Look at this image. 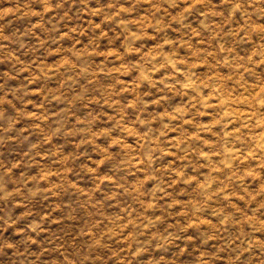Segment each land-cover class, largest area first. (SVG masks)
<instances>
[{"label": "clouds", "instance_id": "9594fccd", "mask_svg": "<svg viewBox=\"0 0 264 264\" xmlns=\"http://www.w3.org/2000/svg\"><path fill=\"white\" fill-rule=\"evenodd\" d=\"M82 2L85 7L81 11L91 13L85 0ZM210 2L207 0V3ZM135 3L136 0L128 3L108 0L105 4H97L96 14L105 17L102 23H116L120 17L135 11ZM203 3L204 0H154L149 14L154 18L159 17L166 24L171 20L179 23L190 9ZM15 14L38 17L32 27H39L46 34L39 40L36 49H33L35 54L32 59L27 62L21 60L16 51L9 50L2 57L9 62L10 74L20 70L29 72L15 88L4 86L11 75H5L0 80V95L3 96L0 102L11 104L14 99L21 102L19 107L13 105L15 114L6 117L4 130L13 128L17 120H25L27 104L32 105V111L37 115L33 120H28L32 122L26 125L47 121L51 127L45 130L37 125L42 130L40 141L30 145L15 165L9 162L0 166V199L5 200L10 209L24 207V214L28 215L31 212L27 208V201L31 196L44 193L47 199L53 193L57 196L72 193L71 201L63 207L67 213L79 216L81 220L78 228L72 226L60 234L42 236L43 217L50 216L52 212V208H48L42 212L40 220L24 229L13 228L16 239H0V264H139V257L150 248H163L173 240L180 239L181 235L185 239L194 240L192 231L197 230L205 234V240L217 237L218 246L198 247L192 264H264V219H261L264 217V175L257 180L261 184L259 189H253L251 194L245 193L252 207L245 206L242 212L229 209L236 211L233 221L241 215L246 217L240 220L238 227L226 230L217 216L214 226L201 228L199 216L207 215L204 207L194 209L191 203L182 201L177 205L176 201L181 187L186 189L187 195L197 200L203 199V189L194 190L192 183H183L188 174L185 169L199 176V151L203 145L197 143V137L189 138L187 135L181 141L183 147L174 141L170 142L167 138L168 128L176 126L177 122L169 120L165 127L164 120L156 113H146L142 105L152 101L143 100L144 93L140 91L142 87H135L136 82L157 87L162 94L157 100H164L168 93L174 91L179 94L180 84L185 80L184 74L189 73L192 79L190 94L194 95L200 77L197 75L198 69L189 67L191 52L183 57L184 63H180L176 57L171 58V63L156 60V63H162L163 71L170 74L157 80L152 76V59L144 58L139 48L131 49L139 53V64L125 63L123 58L128 51H121L120 48L111 56L105 55L102 60L88 55L86 51L76 55L78 48H97L98 43L81 40L80 37L86 32L82 30L81 22L69 26L68 21L72 19L63 8L61 0H39V7L35 8L21 5ZM224 17L228 26L224 27L223 23L220 25L222 35L216 42H205L212 49L206 54L210 57L206 66L208 72H214L220 65L217 57L222 53L230 54L229 71L237 78V87L243 88L239 94L247 93V99L241 107L247 106L251 113L243 117L246 123L237 121L244 131L237 129L236 136L242 143L256 149L257 145L253 141L264 137V43L257 42L246 52L242 50L243 56L239 55L237 47L251 43L254 36L264 39V0H225ZM120 26L119 37L117 34L109 36V30L95 29L92 25H89L87 32L95 33L97 40L101 36L110 40L119 39L121 33L129 42L135 39L128 32L126 23ZM204 28H208V25H204ZM190 31L188 29L184 33L189 39ZM65 38L72 41L71 47H60L57 43ZM185 46L192 48L187 41ZM0 48L6 46L0 45ZM50 53L57 59L53 61L52 69L48 70L47 64L42 61L47 60ZM63 57L67 59L61 64L59 59ZM236 65L240 66V71L233 70ZM38 66L43 71H38L34 78L31 73ZM141 70L146 75L136 76ZM122 73L135 78L133 85L125 92L121 91L124 85L118 80ZM105 76L113 79L101 90L98 84ZM48 80L55 82L46 86L44 82ZM247 80L254 83L248 87L239 83H247ZM29 84L39 88V93L33 95V88ZM126 93L128 96L124 102L120 97ZM34 96L39 97V102L32 99ZM199 102V96H195L189 103L187 115L190 118L198 115ZM83 104H95L98 109L82 115L77 108ZM105 106L109 111H104ZM129 110L134 115L129 116ZM173 111L177 121L182 122L184 113ZM97 121H103L99 128L96 127ZM195 123L192 120V124ZM249 133L251 139L248 138ZM60 135L71 140V151L65 152L61 146L56 145L55 140ZM130 140L135 142L129 143ZM261 144L264 145V139H261ZM165 150H176L174 154L177 159L182 156L183 161L179 164L174 160L159 163L165 156ZM89 151L96 153L90 162L82 159L88 156ZM114 156L118 157L117 163L133 175L131 182H119L112 176L100 173L99 169L105 161ZM37 158H41L42 166L39 165L35 175L25 172L18 174L23 166L37 163ZM177 172L180 174L177 175ZM81 174L92 180L83 189L78 181ZM45 185L47 192L44 191ZM150 185L153 186L151 189ZM148 200L152 201L151 207L145 205ZM112 205H115L111 208L114 211L110 212L107 209ZM178 207L184 208L182 214H177ZM117 216L120 218L117 219ZM189 221L192 223L189 224ZM16 222L10 211L0 216V233L6 232ZM65 223L71 225L67 219ZM186 250L187 245L179 246L180 255ZM152 264L175 262L160 257Z\"/></svg>", "mask_w": 264, "mask_h": 264}, {"label": "rangeland", "instance_id": "374dc122", "mask_svg": "<svg viewBox=\"0 0 264 264\" xmlns=\"http://www.w3.org/2000/svg\"><path fill=\"white\" fill-rule=\"evenodd\" d=\"M61 2L63 8L68 11V15L72 19L68 21L69 26L73 23L81 22V28L86 32L80 37L81 40H91L93 43H98L97 48H78L76 55H81L86 51L88 55H94L97 59L102 60L105 55L111 56L113 53L118 52L117 48H120L121 51H128L123 58L125 63L139 64V53L131 51L133 47L139 48L143 52L144 58L152 59V76L160 80L170 74L164 72L162 63L158 64L155 62L156 60L162 59V61L167 60L171 63V58L176 57L180 63H184L183 57L189 51L191 52L189 67L193 70L198 69L197 75L200 77L199 87L196 88L194 95L190 94L189 85L192 84V79L189 78V73L184 74L185 80L180 84L181 90L179 94L173 91L168 93L167 99L164 100H157V97L162 95L157 87L150 86L147 83L142 85L139 82H136L135 87H142L140 91L144 93L143 100L152 101V103L142 105L146 113H156L164 120L165 127L168 126L167 122L169 120L177 122L176 126L168 128L167 138L170 142L174 141L183 147L181 141L187 135L189 138L197 137V143L203 145L199 151V176L185 169L188 174L183 182L184 184L192 183L194 190L203 189L201 192L203 199L197 200L187 195L186 189L181 187L177 194V205L183 201L191 203L194 209L203 206L207 215L199 216L201 228L208 225L214 226L217 216L220 218V224L226 230L230 231L232 228L238 227L240 220L246 219V217L241 215L233 221L236 211H229V209L242 212L245 206L252 207V205L248 204V198L245 193L251 194L253 189L261 187L257 180L264 175V145L261 144V139H264V137L253 141L257 145L256 149L237 139V129L241 132L244 131L237 121H243V117L251 113L247 106L241 107V104L247 99V93H244V95L239 94L243 91V88L237 87V78L233 76L232 71H229L230 54L222 53L217 57L220 65L216 71L208 72L207 70L206 65L210 57H207L206 54L211 52L212 49L205 42L208 40L216 42L217 38L223 33L220 25L223 23L224 27L228 26L224 17L225 0H211L210 3L204 0L202 5H197L196 8L190 9L184 19L179 20V23H177V20H171L167 24L160 20L159 17L154 18L149 14V9L154 0H136L135 11L120 17L116 23L114 21L102 23L105 17L96 14L97 4H105L108 0H85L87 6L91 9V13L81 11L85 7V3L82 0H61ZM120 2L128 3L130 0H120ZM21 5H30L33 8L39 7V0H0V45L6 46V48H0V80H3L5 75H11V78L4 85L5 87H17L29 75V72L20 70L16 74H10L9 62L2 57L6 55L7 51L11 50L16 51L21 56V60L27 62L32 59L35 54L33 49H36L39 40L43 39L46 34L39 27H32L35 20L39 19L38 17L15 14L16 9ZM121 23L128 25V32L135 38L131 42L124 38V33H121L119 39L110 40L101 36L97 40L95 33L87 32L89 31V25H92L95 29L109 30V36L117 34L119 37ZM181 25H184V27H181ZM204 25H208V28H204ZM188 29L191 30L189 33L190 39L184 35ZM185 41L192 45L191 49L185 46ZM257 42L264 43V39L254 36L251 43L239 45L237 47L239 55L243 56L244 52L242 50L246 52ZM57 43L60 47H71L72 41L65 38ZM175 44L178 47L175 48ZM55 46L53 45V47ZM218 46H222V44H218ZM56 59L57 57L50 53L47 60L42 61V63H46L48 70H51L53 61ZM66 59L67 57L60 58L59 63L62 64ZM124 67L127 70V66L125 65ZM233 70L240 71V66L236 65ZM38 71L43 70L38 66L37 70L32 72L31 75L35 78ZM145 75L146 73L143 70L136 73V76L140 77ZM112 79L113 77L111 76L103 77L102 82L98 84V88L101 90L105 89ZM134 79V77L122 73L118 77L119 82L124 85L121 91H127L133 85ZM210 81L211 83H209ZM54 82V80H48L44 83L48 86ZM239 83L243 84L244 87H248L254 81L247 80V83L243 81ZM29 87L33 88V95L39 93V88L34 87L32 84H29ZM92 91L94 93L95 89ZM127 96L128 94L126 93L120 99L126 102ZM195 96H199L200 100L197 105L198 115L190 118L187 115V109ZM32 99L39 102L38 96H34ZM2 100L3 96L0 95V101ZM20 103V101L15 99L11 104L0 102V166L9 162L15 165L24 152L28 151L30 145L40 141L42 130L38 129L37 125L45 130L51 127V124L47 121L34 122L32 126L26 125L32 122L28 120H33L35 115H37L32 111V105L27 104L25 120H17L13 128L4 130L6 117L15 114L13 105L19 107ZM257 103H259V100H257ZM166 108L171 109L166 110ZM97 109L98 106L95 104H83L78 106L77 111L83 115L89 111L95 112ZM173 110L176 113H184L182 122L177 121V115L174 114ZM104 111H109L107 106L104 107ZM128 115H134L133 111L129 110ZM192 120L196 121L195 125L192 124ZM65 122L67 123V121ZM243 122L246 123V121ZM102 123L103 121H97L96 127L99 128ZM257 124H259V121H257ZM248 138L251 139V133H249ZM134 142L129 141V143ZM55 143L61 146L65 152H69L72 149L71 140L65 135L58 136ZM175 151L165 150V156L159 163L173 160L177 164L181 163L184 158L181 156L177 159L174 154ZM95 156V152L89 151L88 156L82 159L90 162L91 158ZM117 159L118 157L114 156L113 159L105 161L104 166L99 169L100 173L112 176L119 182H131L134 179L133 175L129 170L119 165ZM39 165L42 166L41 158H37V163L23 166L18 174L25 172L26 174L32 173V175H35V172L39 170ZM179 174L177 172V175ZM73 178L77 179V177ZM78 181L82 189L92 183L91 178L83 174L79 176ZM149 187L151 189L153 186L150 185ZM44 191L47 192L46 185L44 186ZM71 195L73 194L61 193L57 196L56 193H53L47 199L44 193L33 195L27 201V208L31 212L28 215L24 214V207L10 209L9 204L5 200L0 199V216L10 211L11 216L17 221L6 232L0 233V239L5 237L16 239V235L13 234V228L24 229L27 225L40 220V215H43L42 212L48 208H52V212L50 216L43 217L44 223L41 224L42 236L60 234L72 226L78 228L81 217L67 213L63 207V205L67 206L69 204ZM145 205L146 207H151L152 201H146ZM114 207L115 205H112L107 210L110 212L114 211V209H111ZM183 212L184 208L178 207L177 214H182ZM85 214L87 213L85 212ZM119 218L117 216V219ZM66 219L71 222V225L65 223ZM109 219H111V216H109ZM261 219H264V217H261ZM191 223L192 221H189V224ZM192 235L195 236L194 240L185 239L181 235L180 239L173 240L172 243L167 244L163 248H150L148 252L139 257V264H152L153 261L160 257H163L166 261H174L175 264H192L198 247L210 248L218 246L216 244L217 237H213L212 240H205V234L200 233L198 230L192 231ZM129 236H131V233H129ZM180 245H187V250L183 255H180L178 251Z\"/></svg>", "mask_w": 264, "mask_h": 264}]
</instances>
